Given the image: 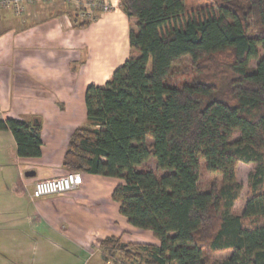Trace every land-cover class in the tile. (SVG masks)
Here are the masks:
<instances>
[{
    "label": "trees",
    "instance_id": "16d2710c",
    "mask_svg": "<svg viewBox=\"0 0 264 264\" xmlns=\"http://www.w3.org/2000/svg\"><path fill=\"white\" fill-rule=\"evenodd\" d=\"M205 1L119 0L134 20L130 54L87 86L86 121L62 159L66 171L121 179L112 192L120 213L159 241L102 238V253H121L125 264H264V58L250 64L264 54V0ZM186 57L191 74L175 83ZM0 128L13 133L18 156L40 155L38 125L6 118ZM239 162L253 164L240 214ZM201 164L220 175L205 190Z\"/></svg>",
    "mask_w": 264,
    "mask_h": 264
},
{
    "label": "crops",
    "instance_id": "0c3cea01",
    "mask_svg": "<svg viewBox=\"0 0 264 264\" xmlns=\"http://www.w3.org/2000/svg\"><path fill=\"white\" fill-rule=\"evenodd\" d=\"M105 1L115 7L86 26L76 25V8L63 0L27 3L21 15L0 14V119L36 124L41 139L39 156L20 157L11 130L0 128V229L16 233L9 242L17 253L27 242L42 255L50 247L62 264H106L111 255L99 247L106 236L159 242L120 213L112 198L119 178L81 173L71 191L31 195L37 180L66 172L69 137L86 121L87 86L103 84L129 56L132 20L119 0Z\"/></svg>",
    "mask_w": 264,
    "mask_h": 264
},
{
    "label": "rangeland",
    "instance_id": "374dc122",
    "mask_svg": "<svg viewBox=\"0 0 264 264\" xmlns=\"http://www.w3.org/2000/svg\"><path fill=\"white\" fill-rule=\"evenodd\" d=\"M205 0H185L186 6L195 7V6H203L205 4ZM113 5V4H111ZM112 7H115L114 5ZM134 22L132 20L131 24ZM130 54V52H129ZM264 58V54L260 53L259 57L257 60H251L250 64L252 66H255L256 62ZM190 68H191V61L189 58H183L181 61L175 64V79L174 82H180L186 79L190 74ZM239 136V133L234 134V138L236 139ZM146 165L154 168L155 164L152 161H149L146 163ZM253 169V164L251 163H243L239 162L236 167V178L237 180L242 184V192H241V198L235 202L234 204V211L238 214H240L244 208L245 202H246V190H247V176L248 173ZM213 182H217V184L220 182V175L218 174H212L209 173L205 168L204 165L201 164L200 166V172H199V189L200 190H205ZM8 231V232H4ZM8 233V236H2ZM16 234L12 233L10 228H3L0 229V262L1 261H6L7 264H11L13 262L14 264H62L63 261L58 260V253L52 250L50 247H47V251L45 252L44 255H42L40 252H38L36 249H33L32 247L27 245V242H24L22 247L24 248L22 252L17 253L16 250L11 246L10 241L11 238H15L14 236H10ZM17 236V235H15ZM3 238V239H2ZM18 239H23L20 236L17 237ZM2 243V244H1ZM13 248V249H12ZM42 252V251H41ZM117 255V256H115ZM226 252H221V253H214L212 255L213 259H223L227 257ZM34 259V262L32 263ZM109 261L105 262L106 264H125L124 262V257L121 253H115L114 257L108 258ZM107 259V260H108ZM4 264V263H1Z\"/></svg>",
    "mask_w": 264,
    "mask_h": 264
},
{
    "label": "built area",
    "instance_id": "2783aa9c",
    "mask_svg": "<svg viewBox=\"0 0 264 264\" xmlns=\"http://www.w3.org/2000/svg\"><path fill=\"white\" fill-rule=\"evenodd\" d=\"M48 0H0V14L3 10H10L15 15H21L27 3ZM76 8V16L79 19H93V13L98 9L99 13L107 12L114 7L105 0H63ZM81 183V173L78 171H66L57 176L39 179L32 187L31 195L39 198L50 194H62L73 190Z\"/></svg>",
    "mask_w": 264,
    "mask_h": 264
}]
</instances>
